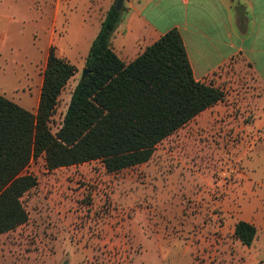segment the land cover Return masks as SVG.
Masks as SVG:
<instances>
[{"label":"rangeland","instance_id":"rangeland-1","mask_svg":"<svg viewBox=\"0 0 264 264\" xmlns=\"http://www.w3.org/2000/svg\"><path fill=\"white\" fill-rule=\"evenodd\" d=\"M80 19L81 11L64 9L57 32V42L76 53ZM85 63L61 94L54 133ZM222 88L206 126L191 120L143 164L111 173L101 161L54 170L43 157L32 161L27 172L38 184L22 198L29 220L0 236L1 263L264 264L253 203L264 207V93L247 64ZM252 217L257 236L248 246L235 228Z\"/></svg>","mask_w":264,"mask_h":264},{"label":"trees","instance_id":"trees-1","mask_svg":"<svg viewBox=\"0 0 264 264\" xmlns=\"http://www.w3.org/2000/svg\"><path fill=\"white\" fill-rule=\"evenodd\" d=\"M121 17L114 4L90 47V73L75 86L56 133L50 122L77 66L54 46L36 113L0 94V236L29 220L22 198L38 184L27 172L32 161L43 157L50 170L101 161L119 172L149 161L162 141L225 98L221 87L195 78L178 28L122 60L112 45ZM235 235L250 246L257 227L240 220Z\"/></svg>","mask_w":264,"mask_h":264},{"label":"crops","instance_id":"crops-1","mask_svg":"<svg viewBox=\"0 0 264 264\" xmlns=\"http://www.w3.org/2000/svg\"><path fill=\"white\" fill-rule=\"evenodd\" d=\"M116 1L0 0V94L36 113L51 47L75 65L85 63ZM240 6L244 7L243 18L236 11ZM64 9L69 16L81 11L77 25L81 50L77 53L57 42ZM121 10L112 45L125 62L178 28L197 80L222 88L229 72L247 64L258 90L264 93V0H124ZM71 22H63L64 32L70 30ZM209 110L194 118L198 125H207ZM253 203L260 208L254 217L264 227V207ZM256 220L245 219L257 226Z\"/></svg>","mask_w":264,"mask_h":264},{"label":"water","instance_id":"water-1","mask_svg":"<svg viewBox=\"0 0 264 264\" xmlns=\"http://www.w3.org/2000/svg\"><path fill=\"white\" fill-rule=\"evenodd\" d=\"M123 5H124V0H117L116 4H115V7H116L117 10H121ZM236 11H237L239 17L243 18V16H244V7L240 6V7H238L236 9ZM89 73H90V69L85 67L83 69V73H82V77L81 78L84 79Z\"/></svg>","mask_w":264,"mask_h":264}]
</instances>
